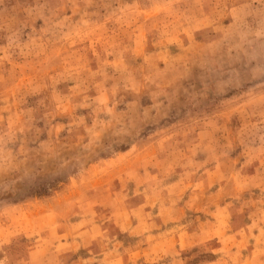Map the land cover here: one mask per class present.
Wrapping results in <instances>:
<instances>
[{
	"label": "rangeland",
	"instance_id": "1",
	"mask_svg": "<svg viewBox=\"0 0 264 264\" xmlns=\"http://www.w3.org/2000/svg\"><path fill=\"white\" fill-rule=\"evenodd\" d=\"M0 264H264V0H0Z\"/></svg>",
	"mask_w": 264,
	"mask_h": 264
},
{
	"label": "crops",
	"instance_id": "2",
	"mask_svg": "<svg viewBox=\"0 0 264 264\" xmlns=\"http://www.w3.org/2000/svg\"><path fill=\"white\" fill-rule=\"evenodd\" d=\"M246 259H248V258H246ZM250 262H257V259H255V258H252L251 260H250Z\"/></svg>",
	"mask_w": 264,
	"mask_h": 264
}]
</instances>
